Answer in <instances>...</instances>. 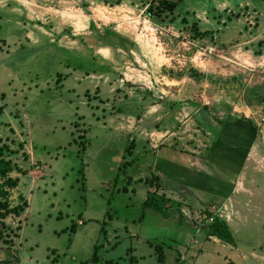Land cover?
I'll use <instances>...</instances> for the list:
<instances>
[{
    "label": "rangeland",
    "instance_id": "1",
    "mask_svg": "<svg viewBox=\"0 0 264 264\" xmlns=\"http://www.w3.org/2000/svg\"><path fill=\"white\" fill-rule=\"evenodd\" d=\"M3 145L28 206L0 264H264V0H0ZM152 175L182 222L145 208ZM212 203L237 250L199 233Z\"/></svg>",
    "mask_w": 264,
    "mask_h": 264
},
{
    "label": "trees",
    "instance_id": "2",
    "mask_svg": "<svg viewBox=\"0 0 264 264\" xmlns=\"http://www.w3.org/2000/svg\"><path fill=\"white\" fill-rule=\"evenodd\" d=\"M182 2V0H151L152 4H156V12L158 14L162 13H174L178 5ZM149 10H152L150 8ZM195 32L198 34H207V32L201 33L198 29L197 25H193ZM108 35L116 37L119 41H125V37L116 33L113 30L107 31ZM123 46V44H120ZM119 46V45H118ZM61 75V74H60ZM62 76V75H61ZM61 79V77L59 78ZM243 121H247L251 123L249 120L242 118ZM79 124L76 123V126ZM79 127V126H78ZM87 129H83L84 135H80V137L85 136ZM133 141L129 147H132ZM5 149L7 146L3 145L0 147V228H6L5 220L12 216L19 218L25 209L28 206V202L24 200L19 204H12L11 202V190L15 189L19 184L18 177H12L11 173L13 170H18V166L14 164L13 160L10 157L5 155ZM19 171H21L19 169ZM23 172V171H21ZM151 187L154 186L153 191H149L144 200V206L147 209H150L156 213H159L165 217H169V215L174 214L178 216V220L182 222L183 216V205L184 202L181 200H176L171 197H168L165 193H159V189L161 188V178L158 175H152L146 181ZM215 206V204H210L209 207L200 211L202 215V222L198 225V231L204 236V239L208 240L211 237H215L225 243L235 245L236 239L234 237L233 231L228 224L227 220L222 217L220 214L210 211V207ZM176 209V211H174ZM194 226H197L196 223H193ZM21 227L20 224H17L16 229L19 230ZM9 228V227H8ZM11 232H14L12 228H10ZM104 230V229H103ZM3 232H0V239L3 238ZM7 241V240H5ZM155 252L157 254V260L159 264H165L166 255L162 244L154 245ZM97 258L95 253L94 259Z\"/></svg>",
    "mask_w": 264,
    "mask_h": 264
},
{
    "label": "crops",
    "instance_id": "3",
    "mask_svg": "<svg viewBox=\"0 0 264 264\" xmlns=\"http://www.w3.org/2000/svg\"><path fill=\"white\" fill-rule=\"evenodd\" d=\"M53 11H58V10L57 9H53ZM118 34H120V33H118ZM112 49L113 48H110V47H101L100 51H99V54L102 56L103 59L111 60L110 55H111ZM102 51H105V52L103 53ZM104 76L105 75H101V77H104ZM159 161L161 162V164H163L161 166L162 169H160V171H162L163 173L167 174L166 173L167 170L172 172V173H175V171L177 170L176 160L174 158H170V159L169 158H164V159H160ZM163 176L165 177L166 175H163ZM167 196L171 197L169 195H167ZM171 198L176 199V200H180V199H177L176 197H171ZM226 220H227L228 224L230 225L231 229H233L232 228V224L229 221V219H226ZM207 242H208L207 244H208L209 248L213 249V247L215 245H218L219 242H223V241H221V240H219V239H217L215 237H211V238H209L207 240ZM193 243H198V241L194 240ZM223 243L227 244V245H220V244L219 245L224 247V248H227L229 250H234V248L236 250L238 249L237 246H236L237 243L235 245H231V244H228V243H225V242H223ZM200 248H202L204 250V247L202 245L198 246L194 251H192V249H190V248H187L183 252H180L177 248H175V251H176L175 255L177 254V256H176L177 261L178 262H184L185 261L184 255H189L190 257L195 256L198 252H200L199 251ZM214 250L216 251V249H214ZM183 253H185V254H183ZM217 253L219 254V252H217ZM245 254L248 255V257H246ZM245 254H242V256H241L244 261L249 259V258L253 259L254 262L259 261L260 259H262L261 256L258 255L255 252V250H250V251L246 252ZM224 259H226L227 264H238L234 260L229 259L227 256H224ZM165 264H166V262H165Z\"/></svg>",
    "mask_w": 264,
    "mask_h": 264
}]
</instances>
